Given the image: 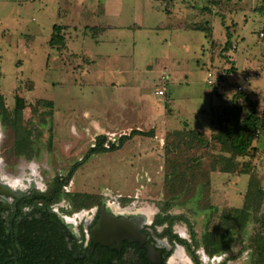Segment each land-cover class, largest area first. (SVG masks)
<instances>
[{"label": "rangeland", "instance_id": "rangeland-1", "mask_svg": "<svg viewBox=\"0 0 264 264\" xmlns=\"http://www.w3.org/2000/svg\"><path fill=\"white\" fill-rule=\"evenodd\" d=\"M171 2L83 0L79 6L80 0H0V97L14 123L10 129L0 119L7 173L27 174L35 161L47 187L64 183L80 163L64 193L182 218L197 242L223 210L244 209L255 218L241 237L231 239L227 255L192 250L199 264H263L257 244L264 231L256 219L264 215V133L254 150L235 159L231 174L220 172L217 158L228 155L217 144L190 145L185 133L192 129L210 139L216 133L211 114L241 93L245 98L233 102L242 118L250 103L258 111L264 107V0ZM72 24L81 27L74 32ZM167 24L173 28L165 29ZM53 26L65 28L62 49L48 45ZM92 27L105 33L93 34L87 30ZM227 28L231 45L223 52ZM115 69L134 83L129 86H140L142 101L117 98L112 87L125 86L108 83L121 79L110 73ZM101 70L110 74L100 76ZM153 105L162 109L148 114ZM132 131L142 134L115 151L89 154L98 137L106 138L108 148ZM175 131L180 139L171 135ZM15 132L29 134L25 156L13 152ZM184 220L175 221L171 232L191 244Z\"/></svg>", "mask_w": 264, "mask_h": 264}, {"label": "flooded vegetation", "instance_id": "flooded-vegetation-1", "mask_svg": "<svg viewBox=\"0 0 264 264\" xmlns=\"http://www.w3.org/2000/svg\"><path fill=\"white\" fill-rule=\"evenodd\" d=\"M2 154L0 141V176L16 177ZM21 175L31 180L23 193L0 184V264H193L152 210L57 200L52 184Z\"/></svg>", "mask_w": 264, "mask_h": 264}, {"label": "trees", "instance_id": "trees-1", "mask_svg": "<svg viewBox=\"0 0 264 264\" xmlns=\"http://www.w3.org/2000/svg\"><path fill=\"white\" fill-rule=\"evenodd\" d=\"M65 28L60 26H53L52 34L50 36V40L48 45L52 49H62L65 47V38L66 35L64 33ZM90 32L93 34H100L103 32V28L100 27H92L88 28ZM193 31H203L207 34H210V30L203 29L198 26L192 27ZM227 41L224 44L223 52H228L230 50V34L227 28L226 33ZM233 71V68H230L226 72ZM218 96V95H217ZM245 94H240L237 97H234L228 105L222 107L217 115L211 114V131L215 130L216 133H213L210 139H204L201 132L196 130H188L186 131V135L188 136V141L190 145L195 143L200 148H208L211 142H214L219 146V151L221 154H225L228 156L220 155L217 160L222 164V168L220 172L231 174L233 173L236 167V158L245 157L249 151L254 150L253 143L257 140L259 133H264V107L261 111H258L255 104L250 103L251 111L245 117L242 118V109L240 106L234 104L233 100L245 98ZM219 97V96H218ZM0 119L4 123H7L10 129L14 128V123L11 119H9L7 111L3 106L2 99L0 97ZM142 133L138 131H132L129 136H122L118 145L110 144L108 148L105 147L106 138L101 136L96 139L95 146L90 149L89 154H101L105 152L115 151L117 148L122 146L125 141L136 136L141 135ZM181 132L175 131L171 133V135L176 136L178 139L181 138ZM185 142V141H183ZM169 146L166 144V151L169 152ZM31 150L29 134L15 132L14 133V146L13 152L16 156H25ZM78 163L74 166L69 173L68 178L64 183L60 181H55L52 184V188L54 189V196L57 200L66 197L73 204H93L92 197L88 195H71L66 194L62 191V188L66 182L70 181V178L75 171L76 167L79 166ZM90 200V201H89ZM163 212L166 209H162ZM254 215L244 209H228L223 210L217 224L212 229H206L204 232L201 241H196V234L188 223V221L184 220V223L188 227V235L191 241L189 244L187 241L179 239L176 235L174 237L185 247L186 253L193 262V264H199L197 257L195 256V252L192 248L197 249L198 247H202L205 254L208 257L220 256L221 254H225L229 251V246L231 244V239L233 237H241L245 232L247 226L254 219ZM159 221V224L167 223L168 231L171 232L173 224L175 221H182V218H174L166 215L163 218L159 216L156 217ZM256 222L259 224L260 229L264 231V215H262L259 219H256ZM257 251L260 258L264 264V239L259 237V242L257 244Z\"/></svg>", "mask_w": 264, "mask_h": 264}, {"label": "crops", "instance_id": "crops-1", "mask_svg": "<svg viewBox=\"0 0 264 264\" xmlns=\"http://www.w3.org/2000/svg\"><path fill=\"white\" fill-rule=\"evenodd\" d=\"M82 2H83V0H80V5L79 6H83L82 5ZM175 2V0H172V4ZM81 11V10H80ZM79 11V12H80ZM207 12H211L210 10H208ZM213 12V11H212ZM81 13V12H80ZM166 13H167V15L168 16H170V14H171V12L168 10V11H166ZM63 26H67V25H63ZM68 26H71L72 27V29H73V31H74V29L75 28H80L81 26H75V25H68ZM141 27L142 26H135V27H133L134 29H141ZM161 27V26H160ZM176 27V26H175ZM174 27V28H175ZM177 27L178 28H180V29H183V26L182 25H177ZM176 27V28H177ZM164 28L165 29H172L173 28V26L171 27V25H169V24H167V25H165L164 26ZM75 32V31H74ZM105 33V31L104 32H102V34H104ZM66 48H69L68 47V45L66 44ZM69 50V49H68ZM108 70H110V69H108ZM108 70H101L100 71V76H106V74H110V73H112V75L113 76H115V77H120L121 79L120 80H118V81H115V82H108V83H110V85H113L114 83H117V84H119V85H122V86H125V89L124 88H121V89H118L117 87H112L113 89L112 90H114V93H116L117 94V98L119 97V99L120 98H122V97H126V98H128V97H130V96H132L133 98H135V97H137L138 98V100L139 101H142V98L141 97H139L138 95H137V91L136 90H138V89H140V86H136V87H134V86H129V85H133V84H131V83H129L125 78H124V76H125V73H124V71H122V70H116V71H112V72H110L109 73V71ZM111 71V70H110ZM106 83V82H105ZM132 105V104H131ZM135 107H136V104H133ZM122 107V105L121 104H119V105H117V107ZM148 109V108H147ZM162 108L160 107V106H158V105H153V111L152 110H148V114H150V113H154V112H156V111H159V110H161Z\"/></svg>", "mask_w": 264, "mask_h": 264}, {"label": "clouds", "instance_id": "clouds-1", "mask_svg": "<svg viewBox=\"0 0 264 264\" xmlns=\"http://www.w3.org/2000/svg\"><path fill=\"white\" fill-rule=\"evenodd\" d=\"M3 126L0 125V141L3 140V132H2ZM0 163H3V160L0 159ZM28 171H27V177H35L39 175L38 173V165L35 163V161H31L28 163ZM0 184L5 185L7 188L11 189L13 192L19 191L21 193L27 191L31 187V180L26 179L24 176H0ZM27 211V209H24ZM227 255V253H225Z\"/></svg>", "mask_w": 264, "mask_h": 264}, {"label": "built area", "instance_id": "built-area-1", "mask_svg": "<svg viewBox=\"0 0 264 264\" xmlns=\"http://www.w3.org/2000/svg\"><path fill=\"white\" fill-rule=\"evenodd\" d=\"M157 95H158V96H161V97L164 96V91H163V90L158 91V92H157Z\"/></svg>", "mask_w": 264, "mask_h": 264}, {"label": "bare ground", "instance_id": "bare-ground-1", "mask_svg": "<svg viewBox=\"0 0 264 264\" xmlns=\"http://www.w3.org/2000/svg\"><path fill=\"white\" fill-rule=\"evenodd\" d=\"M181 257V256H180ZM184 263V261L183 260H181V263L180 264H183ZM185 264V263H184Z\"/></svg>", "mask_w": 264, "mask_h": 264}]
</instances>
